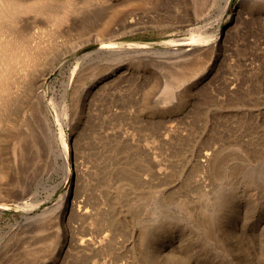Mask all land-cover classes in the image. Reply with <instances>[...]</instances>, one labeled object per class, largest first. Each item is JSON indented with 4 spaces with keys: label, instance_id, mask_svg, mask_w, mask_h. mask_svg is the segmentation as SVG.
<instances>
[{
    "label": "rangeland",
    "instance_id": "374dc122",
    "mask_svg": "<svg viewBox=\"0 0 264 264\" xmlns=\"http://www.w3.org/2000/svg\"><path fill=\"white\" fill-rule=\"evenodd\" d=\"M73 1L60 25L25 24L45 78L26 95L54 88L59 115L36 134L42 191L29 210L0 212V264H236L221 224L264 209V0ZM109 40L136 46L97 50ZM19 117L2 131L8 192L26 179L11 157ZM60 135L68 181L45 152Z\"/></svg>",
    "mask_w": 264,
    "mask_h": 264
},
{
    "label": "bare ground",
    "instance_id": "6f19581e",
    "mask_svg": "<svg viewBox=\"0 0 264 264\" xmlns=\"http://www.w3.org/2000/svg\"><path fill=\"white\" fill-rule=\"evenodd\" d=\"M74 3L73 0H0V145L3 126L13 114L20 113L18 119L21 124L25 125V130L12 137L15 139L12 141L11 157L14 167L21 170L22 175L26 176L25 180L15 185L14 192H8L0 187V212L10 207L27 211L35 202L33 198L42 191L40 179L43 165L40 155L43 154V149L41 150L36 145L38 143L35 144L36 134L40 133V129L48 126L50 118H54L58 122L59 115L57 92L54 88L49 99H47V91L43 88L37 92V102L30 101L26 95L33 86L39 88L45 82V78L36 73L38 71L36 66L40 63L34 62L40 55L42 43L32 39L34 38L32 32L25 28V24L43 16L49 20L50 24L60 25L68 20L70 13L75 10ZM189 39L199 45V42L204 38L200 35L195 37L191 35ZM171 41L174 40H167V42ZM135 46V43L119 45L109 40L99 44L97 50L108 49L125 52L128 51V48ZM173 62L186 61L185 59H175ZM59 139L60 144L57 151H55L56 148L53 150L48 145L45 152L48 153L49 160L56 161L57 157L61 158L62 164L65 166V178L68 181L74 168L70 151L72 143L67 139L63 140L61 135ZM208 153L206 152V154ZM29 171L33 173V179L38 177V181L34 184L28 177ZM56 186L52 187V191ZM65 195L67 196V213L72 214L70 213L73 209L72 190L67 188L60 197H66ZM247 213H251L249 218L246 216ZM221 227L233 238L234 245L238 250L236 264H264V238L260 232L257 233V237L253 233L254 230L264 229V209L254 208L253 210V208L237 207L233 211L231 219L224 221ZM159 247L162 251L170 249L169 244L166 243ZM241 250L245 253L246 263Z\"/></svg>",
    "mask_w": 264,
    "mask_h": 264
}]
</instances>
